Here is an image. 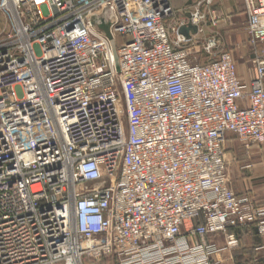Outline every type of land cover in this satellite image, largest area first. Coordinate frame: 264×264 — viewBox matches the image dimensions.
I'll return each mask as SVG.
<instances>
[{"label": "built area", "instance_id": "built-area-1", "mask_svg": "<svg viewBox=\"0 0 264 264\" xmlns=\"http://www.w3.org/2000/svg\"><path fill=\"white\" fill-rule=\"evenodd\" d=\"M216 1L0 0V264H218L228 228L264 235L223 157L264 140V0H242L248 87L199 38Z\"/></svg>", "mask_w": 264, "mask_h": 264}, {"label": "crops", "instance_id": "crops-1", "mask_svg": "<svg viewBox=\"0 0 264 264\" xmlns=\"http://www.w3.org/2000/svg\"><path fill=\"white\" fill-rule=\"evenodd\" d=\"M190 0L179 6L176 0H169L173 11L183 7L190 8ZM219 23L217 28L209 24L210 14H206L199 38H208L216 34L219 42L218 52H230L236 70V76L242 85L248 87L254 79V69L250 64V53L246 47H236L239 44V31L245 30L247 17L242 0H218L211 8ZM201 48H190L193 55ZM207 57L200 53L196 62L203 64ZM223 157L226 167L227 183L230 190L238 199L248 200L255 209L264 210V140L255 147L244 148L234 136L229 135L223 146ZM226 234H232L237 240V246L220 251L215 256L218 264H264V235L257 234L254 226L238 229H228ZM208 244L218 249L224 248L225 234L219 233L206 237Z\"/></svg>", "mask_w": 264, "mask_h": 264}, {"label": "rangeland", "instance_id": "rangeland-1", "mask_svg": "<svg viewBox=\"0 0 264 264\" xmlns=\"http://www.w3.org/2000/svg\"><path fill=\"white\" fill-rule=\"evenodd\" d=\"M187 0H176V2L179 4V6L184 5L186 3ZM2 18V17H1ZM0 18V22L3 20ZM4 25V22H3ZM3 25L0 24V30L3 28ZM239 44H237L238 46L236 47H240V48H244L247 45V35L245 30L239 31ZM230 53V52H229ZM83 264H92L90 262H88V260H84ZM98 264H113V262L111 260H101Z\"/></svg>", "mask_w": 264, "mask_h": 264}, {"label": "bare ground", "instance_id": "bare-ground-1", "mask_svg": "<svg viewBox=\"0 0 264 264\" xmlns=\"http://www.w3.org/2000/svg\"><path fill=\"white\" fill-rule=\"evenodd\" d=\"M110 12L105 11L103 14L99 15L95 18V22L101 25L102 29L109 35V18H110Z\"/></svg>", "mask_w": 264, "mask_h": 264}, {"label": "water", "instance_id": "water-1", "mask_svg": "<svg viewBox=\"0 0 264 264\" xmlns=\"http://www.w3.org/2000/svg\"><path fill=\"white\" fill-rule=\"evenodd\" d=\"M190 3V2H189ZM185 18L187 20L190 19V15L189 14H185ZM178 33L181 35H184L185 37L188 38V34H192L195 35L197 33V28L195 26H192L190 24H187L186 26H182L179 28Z\"/></svg>", "mask_w": 264, "mask_h": 264}, {"label": "trees", "instance_id": "trees-1", "mask_svg": "<svg viewBox=\"0 0 264 264\" xmlns=\"http://www.w3.org/2000/svg\"><path fill=\"white\" fill-rule=\"evenodd\" d=\"M238 228H239V227H236V228H228V229H238ZM228 229H227V230H228Z\"/></svg>", "mask_w": 264, "mask_h": 264}]
</instances>
